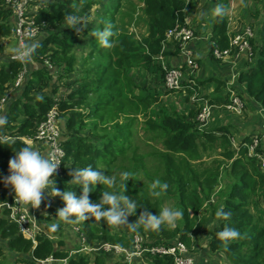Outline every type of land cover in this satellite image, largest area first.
<instances>
[{
    "label": "trees",
    "instance_id": "trees-1",
    "mask_svg": "<svg viewBox=\"0 0 264 264\" xmlns=\"http://www.w3.org/2000/svg\"><path fill=\"white\" fill-rule=\"evenodd\" d=\"M137 1L141 3L147 26L142 35L118 27L116 15L122 8L123 0L36 1V18L46 23L42 33L28 43L38 45L32 53L38 67L32 69V64L29 66L24 84L17 90V97H13L11 107L6 109L7 123L3 125L0 143L15 142L12 145L0 144V177L9 174L8 160L14 155L13 149L18 150L24 146L23 143L29 144L25 137L35 133L38 122L57 102L59 125L64 128L65 149L63 171L53 176L58 189L73 190L79 196L81 189L79 185L68 182L71 179L69 173L74 167L91 165L117 181L115 186L95 185L88 196L90 201L98 202L102 190L111 191L113 187H120L123 182L120 173L127 171L133 175L126 181V194L141 205L134 215L127 217V223L135 222L144 208L153 214L159 213L163 200L167 198L172 199L182 213L173 224L162 225L159 230L143 225L135 231L126 225L111 229L103 219L92 217L75 220L73 223L86 235L89 247L108 241L133 250L134 236L138 234L144 237V245L171 244L181 240L188 245L192 255L191 234L207 222L208 215L203 212L206 207L218 220L217 230L207 243L210 250L223 249L233 264H264V170L257 157H249L243 146L250 136L247 134L240 138L239 148L235 149L230 141L233 123L206 126L202 130L196 119L201 108L176 110L167 102H162L160 91L145 87L134 77L135 71L140 68L146 71L163 69L157 63V57L168 54L164 50L166 32L177 22H185L189 3L187 0ZM95 4L101 6L96 25L79 31L66 26L63 17L68 13L83 17L85 25ZM225 7L222 15H216L213 24V35L209 41L212 54L215 45L221 49L230 45ZM259 8L254 18L262 17L260 37L258 41L256 37L250 39L256 55L252 62L244 64L246 68L240 73L237 89L245 106L253 110L254 106L264 110V0H260ZM14 22L5 0H0L1 39L14 35ZM107 26L114 33L109 38L111 47L102 46L93 35ZM78 37H87L86 48L89 51L76 49ZM47 57L54 67V74L59 72L60 79L76 74L72 86L59 99L55 97L59 87L32 95L41 84L49 85L55 76L45 64ZM5 58L2 60L0 57V97L8 92L22 68L20 60L10 56ZM206 81L197 78L183 81L187 96L207 97L200 90V85ZM220 83L221 80L208 100L225 105L230 94L218 93ZM243 84L246 89L241 86ZM222 107V111H227ZM20 118L23 119L19 121ZM7 135L18 138L5 140ZM209 150H215L216 155L210 156ZM261 150L264 152L263 148ZM149 168H152L151 172ZM141 172L148 178L147 183L140 177ZM155 179L168 184L166 193L160 197L152 196L149 188ZM15 199L11 186L0 181V204L13 203ZM56 200L64 207L59 196ZM221 209L231 215L227 218L217 216V211ZM8 213L9 208L0 207V264H6L7 249L14 254L17 264H39L40 260L49 257L54 259L49 264H130L119 253L104 249L85 252L79 237L76 250L67 247L60 236L55 241L51 233L61 234V224L48 219L45 229L36 233L35 240L27 238L20 232L18 224L8 218ZM226 224L235 227L241 233L240 237L220 238L218 233ZM72 250L74 252L70 253ZM143 259L148 264H174L171 256L150 253L134 256L131 264L142 261L145 264ZM195 261L201 264L196 258Z\"/></svg>",
    "mask_w": 264,
    "mask_h": 264
},
{
    "label": "built area",
    "instance_id": "built-area-1",
    "mask_svg": "<svg viewBox=\"0 0 264 264\" xmlns=\"http://www.w3.org/2000/svg\"><path fill=\"white\" fill-rule=\"evenodd\" d=\"M38 0H5L6 7L10 10L14 17L13 34L17 40L16 50L10 55L11 59L20 60L22 68L15 78L14 83L6 94L0 97V114L4 111L6 103L14 90L20 88L26 79L29 66L35 63L32 54L29 59H23L21 53L25 45L31 40L37 38L45 27V22L38 21L36 14L38 12L37 5H33ZM196 37L195 30L187 23L177 22L173 27L169 28L166 32V42L174 40L179 43L180 51L186 57L185 65L190 69H195L197 63L192 56L191 50L188 48V43ZM252 30L248 27L244 29L243 34H234L230 37V45L227 48L221 49L215 45L213 53L217 59L228 60L230 58L239 57L242 54L251 57L253 50L250 43ZM45 64L51 69L53 65L50 59L45 58ZM185 71L178 66H170L166 68L164 74V86L168 90L180 89L183 85ZM229 102L223 105L227 110L241 114L245 108V102L242 97L237 93H231ZM59 99V98H58ZM212 115V105L206 103L201 107L197 113L198 127L205 129ZM0 138L3 135L0 133ZM26 141L38 142L47 147V153L54 159L60 161V164L53 173V176L61 174L63 171V158L65 149L63 146V134L59 125V108L57 102L49 108L44 117L38 122L35 133L32 136H26ZM231 144L234 148H239L240 142L235 137H230ZM262 137L259 133L255 132L248 141L243 143L247 149V155L250 157H257L261 168L264 170V152L261 150ZM261 147V148H260ZM9 208L8 218L16 222L19 226L20 232L27 238L35 240L36 227L33 218L30 216L28 209L23 207L16 199L15 202H4L0 204ZM34 208V207H33ZM82 250L104 249L107 252H115L124 255V257L131 262L134 256H142L145 253L155 254L159 256H171L174 264H196L194 256L190 254L187 245L179 240L171 244H152L144 245V237L136 234L134 236L133 250L128 249L123 245L103 241L95 247L87 245L86 235L82 233ZM53 257L45 260H40L39 264H49L53 261ZM64 261H66L64 259Z\"/></svg>",
    "mask_w": 264,
    "mask_h": 264
},
{
    "label": "clouds",
    "instance_id": "clouds-1",
    "mask_svg": "<svg viewBox=\"0 0 264 264\" xmlns=\"http://www.w3.org/2000/svg\"><path fill=\"white\" fill-rule=\"evenodd\" d=\"M213 12L216 15H222L224 8L217 4ZM63 19L68 28H74L78 31L84 23L83 17L73 13L66 14ZM93 35L102 46H112V41L109 38L114 33L110 26L95 31ZM37 46L36 43L25 45L21 57L29 59ZM6 123L7 116L0 114V126ZM14 142V140H10L0 144L12 145ZM23 145L18 150L13 149L14 155L8 160L9 174L0 177V181L11 186L16 200L23 205L36 207L40 204L44 194L47 193V195L59 196L62 199L64 207L57 210L56 216L67 223H72L75 220L83 221L92 217L98 220L103 219L110 225H126L133 231L137 230L140 225L159 230L162 225L173 224L182 215L180 210L169 207H162L159 213L155 214L144 208L135 222L127 223V217L134 215L137 208L141 207L132 196L126 194V181L132 178V173L121 172L120 176L123 182L120 187H113L111 191L102 190L99 201L92 202L88 194L94 190L95 185L100 183L115 186L117 184L115 177L104 175L102 171L96 167L93 168L91 165L80 168L74 167L69 173L71 179L68 182L79 185L81 194L77 196L73 190L64 189L61 191L56 187L53 177L60 161L54 159L47 152H41L27 143H23ZM149 188L152 196L160 197L166 193L168 184L155 179ZM216 215L227 218L231 213L221 209L217 211ZM218 235L222 239L229 240L239 238L241 233L235 227L226 224Z\"/></svg>",
    "mask_w": 264,
    "mask_h": 264
},
{
    "label": "rangeland",
    "instance_id": "rangeland-1",
    "mask_svg": "<svg viewBox=\"0 0 264 264\" xmlns=\"http://www.w3.org/2000/svg\"><path fill=\"white\" fill-rule=\"evenodd\" d=\"M187 1L189 3V6L187 7L188 10L186 9L187 10V16H189L191 14L188 17L189 20L195 19L196 14L194 11H196L197 7H200V10L204 9V8H202V5H201L202 2H200L201 0H187ZM35 4H36V2L33 5H35ZM140 4L141 3L138 2L137 0H123L122 8L119 11V13H117V15H116V23L120 29H126L128 31L136 33L137 35H142L146 32L147 26H146V21H145V15L140 8ZM227 4L230 7H228V6L226 7L224 14L227 15L229 18H231L234 23H238V26L241 25L238 21V18L244 20V21H242V24L246 25V27H245L246 29L249 27L252 30V36L256 37L257 38L256 40L258 41V39L260 37L259 33H260L261 28H262L260 25L262 23V21H261L262 17H260L261 16L260 15L259 17L254 18V13L260 9L259 8L260 0H229V1H227ZM204 6L206 7V5H204ZM215 6L216 5H210V9L208 6L207 11L208 12L210 11L212 13ZM100 10H101L100 4H97V5L95 4L94 6H92V8L90 9L89 21H87V23L85 25L83 24L82 28H80V30H82L83 28H86V27H90L92 25H96L100 19L99 18V15L101 12ZM209 15H210V13H209ZM246 19H252V20H250L249 23H247L248 20H246ZM253 20H255L254 23H253ZM197 21L199 23L198 18H197ZM194 23H196V22H194ZM244 29L239 31L238 33L243 34ZM9 38L10 39H6V38L1 39L0 38V57L2 58V60H6L5 57L10 56L16 50V47H17L16 42L14 40V35L9 37ZM87 41H88L87 37H78V46H76V49L78 51H84V52L89 51V49L86 48ZM255 55L256 54L254 53V51H253L251 57H249L248 55L242 54V56L240 58V60H241L244 57V59L241 60V61H243L242 65H244L246 63L247 59H248V61L252 62ZM51 69L53 72L52 74L55 75L54 78L52 79V82L49 85H45V86H42V84H41L39 88H36V91L34 93L42 94V93L48 91V89H52V87H59V89L56 93V98H60L61 94L64 93L70 86H72V83L76 80V74H71L68 77L60 79L61 77H59V75H58L59 72L55 71V74H54V67ZM196 69H198V68H196ZM162 70L135 71L134 77L137 80V82L144 85L145 87H147V88L154 87L155 90L160 91L162 93V95H161L162 102H167L169 105L174 107L176 110L177 109L178 110H189L191 107L198 108L200 102L199 103L195 102V99L203 97V96L198 97V95H197L195 97L194 95H192V96L188 97L187 96L188 94L186 93L185 87H183V85L180 89L173 90V91H167L166 89H164V87L162 85V75H161ZM32 71L33 70H31V72ZM28 73H29V69H28ZM238 86H239V84L236 85V87H238ZM241 86L244 89H246L245 84H243ZM248 107L250 108V106H247V105L245 106L244 109H246V110H243L242 115L247 113V111H249V112L252 111V109H249ZM227 111H229V110H227ZM229 113H231L232 115L238 114V113L231 112V111H229ZM212 118L213 117H211V119L209 120V122L207 124V128L211 127L210 123L212 122L211 121ZM60 123H61V121H60ZM253 124H256V123H253ZM251 128L253 129V125ZM62 129H64V128H62ZM235 139H236V141L238 140L237 135H235ZM208 154L210 156L214 157L216 155V151L215 150H209ZM210 159H212V158H210ZM149 171L151 172L152 168H149ZM140 174H141L140 177L143 179V181H145L147 183L148 178L146 176L144 177L142 172ZM53 198L55 200L54 196H53ZM54 200L52 198L48 197L47 193H45L41 199V203H43L45 205L44 211H45V213H47L48 221H54L56 223L61 224V234H59V233H57V234L51 233V234L53 235V238L55 239V241L60 236L64 239L67 247H72V248H74V250H76V246H77L76 241H77L78 237L81 238V235H82L81 230H80V228H78V225L76 223H73V222L67 223V222L63 221L61 218H59L58 216H56L57 210L62 208V207L58 204V202H56ZM162 206L177 209L174 201L172 199H168V198L163 200ZM203 212H206L208 215L207 216V222H205L203 227H201L198 230L193 231L191 234L192 239H193L192 250H194L196 255H199L200 252L204 249L203 247L206 246L210 237L216 232L217 224H218V220L215 217H212L208 208L205 207L203 209ZM103 222L111 229L117 228L116 225H110V224L106 223L104 220H103ZM88 248H90V247H88ZM91 250H93V249H91ZM7 251H8V253L6 254V264H17L15 262L14 254L12 252H10L8 249H7ZM73 252L74 251L72 250L70 253H73ZM85 252H90V249L86 250ZM82 253H84V252H82ZM192 255H193V253H192ZM223 256H224V258L227 259V256L225 253ZM204 257L208 258L207 256H204ZM143 260H144L145 264H148L147 262H145V259H143ZM142 262H137L135 264H142ZM228 262H229V260H228ZM131 263H133V262H130V264ZM229 264H230V262H229Z\"/></svg>",
    "mask_w": 264,
    "mask_h": 264
},
{
    "label": "crops",
    "instance_id": "crops-1",
    "mask_svg": "<svg viewBox=\"0 0 264 264\" xmlns=\"http://www.w3.org/2000/svg\"><path fill=\"white\" fill-rule=\"evenodd\" d=\"M227 1L229 0H205V1L201 0L200 2H202L201 5L202 8L204 9L200 10V7H197L196 11H194L196 14V18L191 20H189L188 18L191 14L187 16L188 9L185 11L187 23L191 27L193 26L195 28L194 29L192 27L195 30L196 37L188 43V48L192 52V56L197 63L196 68L198 69L196 68L190 69L188 68V66L185 65L186 57L182 55L180 51L179 43L174 40H169L164 44V50L167 51L168 54H161L157 57L158 59L157 63L163 68L164 74L166 68L170 66H178L185 71L184 81H188L191 78L207 79V81L204 84L200 85V90L202 91L201 93L203 95H206L207 97L203 96L195 99V102L198 103L200 102L198 108L202 107L206 103H210L208 98L211 97L212 94L216 92L219 84V80H221L222 83H220V88L218 93L225 94L229 92V94L231 95V93L233 92H238L237 90L238 87H236V85L238 84V78L240 76L241 71L246 68L244 67V65H242L243 61H241L244 59V57L240 60L242 55L240 56V58L234 57L226 61L225 60L223 61L221 59H217L214 54L210 53L209 41L213 35L212 25L216 20V14L214 12L212 13L210 11L208 12L207 7L209 6L210 9V5H217V4H220L222 6L226 5V7L227 6L230 7L227 4ZM204 5H206V7ZM197 18L199 19V23L197 21ZM246 20H248L247 23H249V21L252 19H246ZM238 21L241 24L239 26L238 23H234L232 19L228 17V33L230 36L234 34H238L239 31L243 30L246 27V25L242 24V21L244 20L238 18ZM6 39H10V38H6ZM246 62H248V59ZM37 67H38L37 63L32 64V69L33 68L36 69ZM138 71H146V70L140 68L138 69ZM164 74L161 73L162 78L164 77ZM162 85L164 87L163 83ZM18 89L14 90V92L10 95L9 100L6 103L5 110L3 111L2 114L4 115L8 114V111H6V109H9V107H11L14 100L13 97H17L18 95L17 93ZM164 89L166 88L164 87ZM32 95H35L34 91L32 92ZM210 104L212 105V115H213V116L211 115V117H213L211 120L212 122L210 123L211 127L212 126L217 127V126L233 123L232 127H230L233 132L231 136L235 137V135H237L238 141L240 138H242L247 134L249 136H252L253 133L257 132L262 137L261 146L264 149V110H262L261 107L254 106L255 107L254 110L252 109L251 112L247 111V113L243 115L242 113L232 115L231 113H229V111L226 110L222 111L223 109V107H221L222 105L216 103H210ZM22 119L23 118L19 119V121H21ZM252 125H253V129L251 128ZM3 131H4V127L1 126L0 133L2 134ZM17 138L18 137L14 138L9 135L4 136L5 140L17 139ZM28 143L30 144V146L36 148L41 152H47V147L41 143L38 142H32V143L28 142ZM48 197L54 200L53 196L48 195ZM54 197H55L54 201L57 202L56 196ZM44 207L45 205L41 202L38 206L34 208L31 205H26V209H28V212L30 216L33 218V222L36 226V232L43 231L46 227L45 221L47 220V213H45ZM207 245L208 244H206V246L203 247L204 249L200 252L199 255H196L193 250V255L196 257L197 262L201 264H229L230 261L228 262V258L226 259L223 256L225 253L223 249L214 252L210 250V248ZM204 256H207L208 258Z\"/></svg>",
    "mask_w": 264,
    "mask_h": 264
},
{
    "label": "water",
    "instance_id": "water-1",
    "mask_svg": "<svg viewBox=\"0 0 264 264\" xmlns=\"http://www.w3.org/2000/svg\"><path fill=\"white\" fill-rule=\"evenodd\" d=\"M20 203V202H19ZM23 205V204H22ZM24 207H26V205H23Z\"/></svg>",
    "mask_w": 264,
    "mask_h": 264
},
{
    "label": "bare ground",
    "instance_id": "bare-ground-1",
    "mask_svg": "<svg viewBox=\"0 0 264 264\" xmlns=\"http://www.w3.org/2000/svg\"><path fill=\"white\" fill-rule=\"evenodd\" d=\"M233 36V35H232ZM236 149V148H235ZM88 245V244H87Z\"/></svg>",
    "mask_w": 264,
    "mask_h": 264
}]
</instances>
